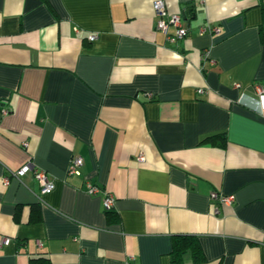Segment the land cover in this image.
I'll return each instance as SVG.
<instances>
[{
	"label": "crops",
	"instance_id": "obj_1",
	"mask_svg": "<svg viewBox=\"0 0 264 264\" xmlns=\"http://www.w3.org/2000/svg\"><path fill=\"white\" fill-rule=\"evenodd\" d=\"M154 1L184 38L156 29ZM256 87L260 0H0V264H264ZM73 158L80 174L68 176ZM177 237L202 260L174 263Z\"/></svg>",
	"mask_w": 264,
	"mask_h": 264
},
{
	"label": "built area",
	"instance_id": "obj_2",
	"mask_svg": "<svg viewBox=\"0 0 264 264\" xmlns=\"http://www.w3.org/2000/svg\"><path fill=\"white\" fill-rule=\"evenodd\" d=\"M154 15L156 17V29L159 31H162L163 33H167L169 27L175 28V32L173 36L169 37V40L171 42H174L177 39H182L186 36L187 30L183 28L180 24V16L179 15H171L168 14L165 10V5L162 1H154L152 4ZM218 34L219 29L211 26H205L201 27L199 30V34ZM96 37L94 35H89L87 37V40L93 41ZM237 86V85H236ZM255 90L260 95L262 92V89L259 87H256ZM199 93H203L202 90L198 91ZM4 114L7 112H3ZM143 158L139 157V160L141 161ZM82 159L81 158H73L71 159L69 163V168L67 175L73 176V175H79L80 174V168L82 166ZM29 170L28 165L21 168L17 173L13 174L14 177H19L24 175ZM34 178L37 180L38 184L41 187L42 194H48L50 193L54 185L48 181L46 175L40 171L34 172ZM6 182V181H5ZM7 183V182H6ZM86 192L90 195H95L100 192V189L97 187L91 185L90 183H86ZM211 198L213 200H218L221 203L231 204L232 198L231 197H222L216 193L211 194ZM114 202L115 199L111 193L105 192L104 197L102 200V206L105 212H111L114 208ZM9 239H2L0 241L1 245H7L9 244Z\"/></svg>",
	"mask_w": 264,
	"mask_h": 264
},
{
	"label": "trees",
	"instance_id": "obj_3",
	"mask_svg": "<svg viewBox=\"0 0 264 264\" xmlns=\"http://www.w3.org/2000/svg\"><path fill=\"white\" fill-rule=\"evenodd\" d=\"M260 1L261 3L264 2V0ZM217 140L219 141V144L216 142ZM206 142L212 145H215L216 143L218 144L217 146L223 148L225 139L221 136H213L206 139ZM186 251H191L194 262H200L202 260L199 246L195 243L194 238L190 237H177L173 240L171 260L174 263H180L182 260L181 258ZM30 262L31 264H50L49 260L44 258L31 259Z\"/></svg>",
	"mask_w": 264,
	"mask_h": 264
}]
</instances>
